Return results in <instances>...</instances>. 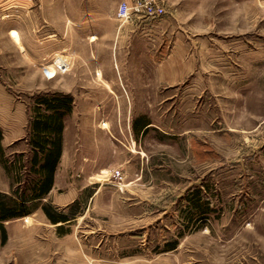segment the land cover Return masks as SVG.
<instances>
[{
	"label": "rangeland",
	"instance_id": "obj_1",
	"mask_svg": "<svg viewBox=\"0 0 264 264\" xmlns=\"http://www.w3.org/2000/svg\"><path fill=\"white\" fill-rule=\"evenodd\" d=\"M61 3L69 14L76 1L34 0L31 14L53 21ZM164 5L127 24L149 60L179 51L185 70L147 80L138 109L104 90L96 49L59 47L57 25L27 32L16 0H0V192L33 177L36 99L72 98L57 185L4 221L0 264H264V0ZM44 204L70 219L52 223Z\"/></svg>",
	"mask_w": 264,
	"mask_h": 264
},
{
	"label": "crops",
	"instance_id": "obj_2",
	"mask_svg": "<svg viewBox=\"0 0 264 264\" xmlns=\"http://www.w3.org/2000/svg\"><path fill=\"white\" fill-rule=\"evenodd\" d=\"M33 1L16 0L17 5L26 12L27 32L45 31L50 33L54 31L50 26L56 28L55 25H57V31L64 37V40L60 41L59 47L96 49L97 56L102 57L103 60L100 65L92 63L94 65L91 66H95V70L100 73L99 77L105 87L104 90L115 93L114 90L121 88L122 92L118 93H124L123 101L128 108L145 107L142 102L145 101V96L151 93L145 92L147 80L173 84L185 70L179 51L172 53L168 60L162 58L158 63L152 59L149 60L146 51L141 47L145 40H142L134 32L133 25L127 24L134 19L125 22L126 24H120L115 18L117 5L123 0H75L74 10L69 14L66 10L61 11L65 6L61 3L59 11L53 16V21H51L49 13L43 11V8L38 12L39 18L35 19L37 15L31 14ZM68 22H70V26ZM30 23L31 25H29ZM69 35L71 36L69 37ZM117 48H126V50L118 52L119 55H117ZM112 49H115L113 61H111L112 53H110ZM146 126L143 123L142 129ZM63 146V150H65V143ZM58 170L59 165L55 171L54 185L49 193L53 192L57 185Z\"/></svg>",
	"mask_w": 264,
	"mask_h": 264
},
{
	"label": "trees",
	"instance_id": "obj_3",
	"mask_svg": "<svg viewBox=\"0 0 264 264\" xmlns=\"http://www.w3.org/2000/svg\"><path fill=\"white\" fill-rule=\"evenodd\" d=\"M72 98L61 93L43 94L36 99L33 116L29 121L28 144L31 148L29 174L31 178L26 188L16 190L15 196L0 192V235L6 239L4 221L28 215L35 201L45 197L54 185V175L62 155L64 117L72 109ZM0 151L1 131H0ZM33 203V204H32ZM196 206L195 204H193ZM75 207L74 203L70 208ZM52 223L70 219L67 213L52 212L48 205L41 206Z\"/></svg>",
	"mask_w": 264,
	"mask_h": 264
},
{
	"label": "built area",
	"instance_id": "obj_4",
	"mask_svg": "<svg viewBox=\"0 0 264 264\" xmlns=\"http://www.w3.org/2000/svg\"><path fill=\"white\" fill-rule=\"evenodd\" d=\"M166 13L164 0H130L120 1L115 18L120 24L132 19H157Z\"/></svg>",
	"mask_w": 264,
	"mask_h": 264
}]
</instances>
